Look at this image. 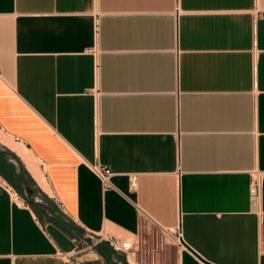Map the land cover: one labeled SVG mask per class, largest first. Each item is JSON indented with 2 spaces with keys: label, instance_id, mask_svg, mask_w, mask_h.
<instances>
[{
  "label": "crops",
  "instance_id": "1",
  "mask_svg": "<svg viewBox=\"0 0 264 264\" xmlns=\"http://www.w3.org/2000/svg\"><path fill=\"white\" fill-rule=\"evenodd\" d=\"M256 171L264 0H0V264L137 239L139 211L190 248L169 242L157 264H264ZM94 253L129 264L107 241Z\"/></svg>",
  "mask_w": 264,
  "mask_h": 264
},
{
  "label": "built area",
  "instance_id": "2",
  "mask_svg": "<svg viewBox=\"0 0 264 264\" xmlns=\"http://www.w3.org/2000/svg\"><path fill=\"white\" fill-rule=\"evenodd\" d=\"M99 20L95 19V32L98 35ZM92 53L96 60V69L98 68L99 52L97 48L92 50ZM95 98L98 97L97 90L93 92ZM93 172L99 178L104 191H108L114 188L112 184L113 173L110 169L97 165L93 167ZM264 174L256 171L251 176L250 182V195L253 201L258 202L262 196ZM130 183L132 188H136L138 185V177L130 176ZM61 204V203H60ZM62 206V204H61ZM140 220L145 221L144 227H147L143 231V234L137 239L117 240L107 235L96 236L91 238L98 244L107 241L110 246L118 253H122L126 256V260L129 264H157L156 258L164 252L163 246L172 242L175 245L183 246L182 232L177 230L175 233H170L158 224H150L147 222L148 217L143 211H139ZM133 259V260H132ZM103 261V260H102ZM105 263L104 261L102 262ZM67 264H73L71 257H68Z\"/></svg>",
  "mask_w": 264,
  "mask_h": 264
},
{
  "label": "rangeland",
  "instance_id": "3",
  "mask_svg": "<svg viewBox=\"0 0 264 264\" xmlns=\"http://www.w3.org/2000/svg\"><path fill=\"white\" fill-rule=\"evenodd\" d=\"M11 140L15 143V141L12 138H11ZM36 166H38V164ZM32 185L34 186V188H32V190L34 191L33 195H35V194L41 195V197L43 198V201H45L44 199L49 198L48 195H46L43 191H41V189H40V187H38V185H36L35 183H33ZM16 191L22 197L29 196V193L26 191L22 192V194H20V192L17 189H16ZM49 194L52 196L51 193H49ZM62 221H64V219H62ZM66 225H68V224H66ZM78 241H79L78 249L76 250V252L73 254V256L71 258V262L73 264H103L102 259L98 260V261L96 260V256L94 253L95 249L99 246L100 243L98 244L96 241H94L88 237H85V236H82L81 238H79ZM104 264H106V263H104Z\"/></svg>",
  "mask_w": 264,
  "mask_h": 264
},
{
  "label": "trees",
  "instance_id": "4",
  "mask_svg": "<svg viewBox=\"0 0 264 264\" xmlns=\"http://www.w3.org/2000/svg\"><path fill=\"white\" fill-rule=\"evenodd\" d=\"M98 252L103 256V258L110 263L109 258L107 256H104L103 252L101 250H98Z\"/></svg>",
  "mask_w": 264,
  "mask_h": 264
},
{
  "label": "water",
  "instance_id": "5",
  "mask_svg": "<svg viewBox=\"0 0 264 264\" xmlns=\"http://www.w3.org/2000/svg\"><path fill=\"white\" fill-rule=\"evenodd\" d=\"M183 244L186 246V247H188L185 243H184V241H183ZM189 248V247H188ZM190 249V248H189Z\"/></svg>",
  "mask_w": 264,
  "mask_h": 264
}]
</instances>
